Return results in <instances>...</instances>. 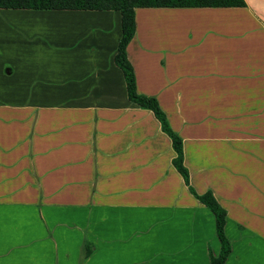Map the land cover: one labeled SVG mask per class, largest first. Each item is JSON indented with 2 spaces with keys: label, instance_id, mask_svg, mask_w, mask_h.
<instances>
[{
  "label": "crops",
  "instance_id": "obj_1",
  "mask_svg": "<svg viewBox=\"0 0 264 264\" xmlns=\"http://www.w3.org/2000/svg\"><path fill=\"white\" fill-rule=\"evenodd\" d=\"M143 7L126 52L189 185L116 64L115 10L0 8V264H264V0Z\"/></svg>",
  "mask_w": 264,
  "mask_h": 264
},
{
  "label": "trees",
  "instance_id": "obj_2",
  "mask_svg": "<svg viewBox=\"0 0 264 264\" xmlns=\"http://www.w3.org/2000/svg\"><path fill=\"white\" fill-rule=\"evenodd\" d=\"M244 7L243 0H0V8L5 9H36V10H115L122 14V39L118 47L116 64L124 73L129 99L144 109L153 111L162 124V129L172 139L177 158L174 164L189 185V175L183 166V151L181 139L170 129L165 114L157 101L138 94L133 68L128 61L126 48L135 34V10L143 7ZM198 199L209 208L216 217L217 234L221 242V252L218 257L211 258V264H225L231 253V243L225 234L226 211L220 207L210 194L198 196Z\"/></svg>",
  "mask_w": 264,
  "mask_h": 264
}]
</instances>
